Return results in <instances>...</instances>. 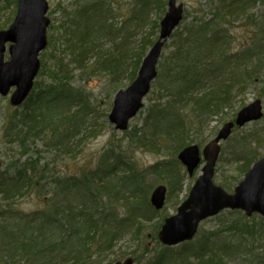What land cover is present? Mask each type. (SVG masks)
<instances>
[{
	"label": "trees",
	"instance_id": "trees-1",
	"mask_svg": "<svg viewBox=\"0 0 264 264\" xmlns=\"http://www.w3.org/2000/svg\"><path fill=\"white\" fill-rule=\"evenodd\" d=\"M13 2L16 4V0ZM102 2V0H97L74 11V18L71 20L72 25L74 24L73 29L69 30L70 42L74 43L73 47L79 44L76 42L87 44L88 41H92L94 43L95 38H103L106 32L119 31L113 29V24L109 22V19L103 20V17L94 14L101 6L103 7ZM208 2L214 4L211 19L207 21L197 19L188 23L183 31L177 30L171 40L172 51L168 58L160 61L158 65L161 70L160 78H165L167 81V85L161 88L166 93V101L162 104L155 102L147 109L143 124L146 131L134 128L130 133V138L138 140L140 146H149L158 150L170 144L173 149L172 159L152 166L142 173L137 172L128 161H125L123 155L113 152L108 155L106 152L100 156L95 170L87 169L84 173L81 172L80 176H73V179L69 181L58 177L54 169H51V174L48 164L41 168L38 165L39 160L35 164L31 163L34 156L29 157L24 164H19L17 161L10 162L0 173V251L3 252V263L18 264L20 262L23 257L20 254L22 250L17 247L28 252L27 255L31 261L41 264L46 256L50 264H54L53 257L63 258L64 260L60 258L57 260L66 263L68 261H75L78 264L88 262L95 255L99 256L103 248H110L111 243H105L107 239L112 242L116 237L112 228L116 227L115 223L119 215L114 206H109L111 200L119 198L127 202L131 198L146 200L148 196L145 192L146 187H153L152 184L143 183L146 182L145 174L148 172L161 179L160 181L168 186L169 191L175 189L179 191L181 177L179 172L174 174L176 166L179 167L175 155L178 150L192 144V142H187L190 137L188 133L192 131V127L201 125L203 121L209 122L212 118L218 119L222 116V111L232 110L236 96L244 93L245 85L252 83L253 75L256 76L264 64V59L261 57V54H264V34L261 30L257 31L255 40L249 46L252 47L251 49H242L232 53L227 48L230 36L227 34L228 29L225 28V25L231 21L245 18L253 21V16L250 15L251 10L264 3V0H208ZM165 6L166 2L162 3L161 0H139L140 8L135 11L133 18L143 26L148 23L151 25L152 22L148 20L150 11L155 10L160 17V12L164 11ZM187 15L189 14H185L183 18L184 22ZM150 25L148 32L146 31L141 36L139 44L136 45L131 55L126 49L127 53L120 57L122 62H127L125 67H130V76L126 74L129 76V83L134 80L148 48L157 39L158 25L155 22ZM134 28V30L138 29L136 26ZM72 37L77 38L76 42H72ZM85 51L86 49H81L77 56L80 57ZM253 59L257 61L251 65ZM107 68L110 74L117 76V80L125 74L122 71V65L119 64L118 56L115 64L109 63ZM232 89H235L234 93H231ZM74 92L75 90L66 81L55 84L50 82V85L46 84L39 90L35 84L27 101L33 100L30 109L32 112L23 115L24 123L18 121L15 118L16 115L11 116L4 135L17 139L21 136L22 126L25 127V123L29 121L28 126L33 132L41 137H49V147L55 154L61 155L63 152L74 158L83 142L80 136L88 131L86 130L85 107L80 105V109H74L77 112L74 113L73 118L79 121L78 125L68 127L66 125L68 120L62 116L66 109L73 111V108L79 106V96ZM34 109H37L38 113H35ZM183 109L190 110L192 115L185 117ZM36 116H40L39 121ZM104 117L106 118V114ZM233 118L234 116L230 120ZM40 123H43V126H40ZM160 128H163L165 132H159ZM136 132L140 135L138 138H136ZM95 133L96 138L100 131ZM252 135H256V132L248 133L240 139H247L251 142ZM27 137L24 136L26 142ZM159 137H164V139L157 140ZM256 140L253 139V141ZM15 141L18 142L19 155L27 158L30 155L28 148L22 146L18 140ZM239 154L243 155L240 158L241 162L237 165V172L244 175L257 160V154L255 151L249 154L243 151ZM35 155H40V152H35ZM120 165L124 166L125 175L112 178L110 174L117 167L120 169ZM126 188L128 192L124 193ZM41 192H44L50 199L43 211L24 214L12 207L14 201H18L24 195L27 196L30 193L37 196L36 193ZM115 192L118 194L115 195ZM103 199L108 202L104 203ZM133 201H130L129 205L126 204L132 207L130 216L139 213L140 216H144L145 220H150L148 217L152 212L150 206L146 207V212L138 211L134 208ZM53 202L54 205H52ZM228 214L240 215L228 225L227 232L245 233L250 238L264 228V220L258 216L247 219L238 212H228ZM108 218L113 221V225L109 228L104 225L105 219ZM256 219L259 220V224L256 223ZM58 231L66 235L62 238L58 236L60 239L58 243L54 242L57 239L51 240L53 243L48 242V238L57 235ZM103 244L106 246L101 248ZM211 244L215 251L205 252L206 261L209 262L205 264H218L220 259L212 258V256L229 250V248L233 247L236 253L244 250V248L239 249L241 246L228 244L219 245L220 248L217 249L213 242ZM68 248L72 250L67 251ZM9 253L17 259H12ZM190 253L200 260V256L194 251ZM28 257L26 256L25 260ZM162 260L157 257L152 264H159Z\"/></svg>",
	"mask_w": 264,
	"mask_h": 264
},
{
	"label": "rangeland",
	"instance_id": "rangeland-1",
	"mask_svg": "<svg viewBox=\"0 0 264 264\" xmlns=\"http://www.w3.org/2000/svg\"><path fill=\"white\" fill-rule=\"evenodd\" d=\"M45 1L48 4L46 16L50 21L46 31L47 47L38 56V74H40L37 76L35 84H37L38 90L46 84L50 85V82H54L55 84L66 81L71 84V87L75 90L74 93L78 94L80 99L79 106L77 108L72 107L73 111L80 109V105L83 108L85 107L84 112H86L87 121L86 130L88 131L83 132L80 136L83 142L80 145L78 154L76 156L74 155V158H71V156L63 152H61V155L55 154L53 149L49 147V137H44L43 141H41L37 135L34 138L33 131L28 125L21 131V136L17 137V139L5 136L4 134L7 131L6 124L9 117L16 115L15 118L23 122V115L32 112L30 109L33 100L27 102L24 107L14 108L9 104L8 96H0V173L4 171L10 162L17 161L19 164H24L31 156H34L31 163L35 164L39 160L38 165L41 168L48 164L51 174V169H54L58 177H62V179L66 181L73 179V176H79L81 172L84 173L87 169H89V171L95 170L100 156L106 152L108 155L112 154V152L114 154L118 153L123 155L125 161H128L137 172L142 173L148 171L152 166L171 160L173 149L170 147V144L169 146L160 147L156 150L149 146H140L138 140L130 138V133L134 128L136 130L146 131V129L143 128V124L146 119L147 109L155 102L162 104L166 101V93L161 88L167 85V81H165V78H160L161 70L159 66H157V78L153 81L151 90L143 99V107L129 122L128 129L125 132H119L115 130L114 126L108 121L107 115L111 110L115 93L118 90H125L131 83H129L128 80L131 73L130 67H125L127 62H122L120 57L127 53L126 49L129 51V55H131L136 45L139 44L141 36L145 34L146 31L148 32L149 29L150 23L143 26L133 18L135 11L140 8L139 0H102L103 7L101 6L99 11L94 14L103 17V20L109 19V22L113 24V29L119 31L115 32L113 30V32H106L103 38H95L94 43L88 41L87 44L76 42L77 38L72 37V42L79 43L75 45V47H73L74 43L72 44L70 42L69 31L70 28L73 29L74 25H72L71 21L74 18L73 13L75 10H79L81 6L92 4L97 0ZM161 2H166L167 4V0H161ZM176 3L177 5L183 6L185 14H189L187 15L186 21H183V24L178 26L180 27L179 32L183 31L188 23L197 19L207 21L211 19V14H213L214 4L209 3L208 0H177ZM163 10L164 11L160 12V17H158L155 10L149 13L148 20L152 22L151 25L154 22L158 25L156 38L159 32V23L167 10V5L163 7ZM15 11L16 5L13 0H0V30H4L5 27L10 25L13 21L12 19ZM250 15L253 16V21L244 17L245 19L234 22L231 21L229 24L225 25V28L228 29L227 34L230 36V42L227 41V48L230 52L234 53L242 49H251L252 47L249 46L252 45L251 43L255 40L258 33L257 31L261 30V33L264 34V3L255 6L254 10H251ZM135 26L138 29L134 30ZM172 37L173 35L163 47L159 63L168 58V55L172 51ZM81 49H86V51L78 57L77 55ZM261 55L264 59V54ZM117 56L119 64L123 67L122 71L125 72V74L120 76V80L116 79L117 76L110 74L107 68L109 63L115 64ZM256 61V59L251 60V65ZM162 74H164V72H162ZM35 91V94H37V90ZM243 91L244 93L236 96V101L233 104L232 110H228L227 112L222 111V116H219L218 119H212L209 124L202 122L201 125L198 124L192 127V131L188 133L190 137L187 139V142H192L193 145H196L199 150H201L215 137L221 125L236 115L242 107L260 101L264 110V64L263 67L260 68V72L256 76L253 75L252 83L248 86L245 85ZM234 92L235 89H232L231 93ZM33 111L38 113L37 109ZM21 112H23V115L20 114ZM182 112L185 117L192 115L188 109H183ZM105 114L106 118L104 117ZM36 119L39 121L40 116H36ZM40 126H43V123H40ZM241 130V133L238 131L234 132L227 142L221 144V151L218 156L215 175L213 177V183L229 194L233 193L234 188L243 179V175L237 172V165L241 162L240 158H242L241 156L243 155L239 153L244 151L249 154V152L255 151L257 159L264 156V116L257 122L246 124ZM96 131H100V133L95 138ZM253 131L256 132V135L250 137L251 142L247 139H240L242 136L248 133L251 134ZM159 132L164 133L165 130L160 128ZM30 133L32 136L31 140L26 142L24 136L27 137ZM136 134V138H138L140 135L137 132ZM47 135L49 136L50 132ZM159 139H164V137L157 138V140ZM253 139L257 140L253 141ZM15 140H18L22 146L28 148L27 150L30 155H28L27 158L26 156L19 155L20 149L17 148L18 142ZM179 151L181 150H178L175 155L176 161H178L177 155ZM35 152H40V155H35ZM178 163V172L181 177L179 191H177V189L169 191L168 186L162 183V181H160L161 179H158L150 172L145 174L146 183L152 184L153 186L152 188L146 187V194H151L154 188L159 185H164L167 188L165 203L161 210L157 211L152 205H149L152 211L150 212V220H145L144 216H140L139 213H136L135 216H130L132 207L127 205L134 199L131 198L129 202L124 201L125 199L120 200L122 198L111 200L109 206L115 207L114 209L119 215L118 220H123L125 217L130 219L128 231L122 232L120 224L122 222H118L117 220L115 223L116 227L114 226V229L112 228V231L116 233L115 239L112 242H109L108 239L105 241L106 244L111 243L110 248H103L99 256L95 255L88 262L80 261L82 262L81 264H126L128 261H132L134 264H152L157 257L163 259L161 261L163 264H205L209 263L206 261L205 252L208 253V250L215 251L211 242L214 243L217 249L220 248L219 245L225 244L230 246H241L239 249L244 248L240 253H236L235 249L232 247L220 254H214L212 258L220 259L218 264H264V228L250 238L245 233L227 232V228H229L228 225L240 214H228V212H225L223 215H221V213L217 217L204 221L199 226L194 239L185 245L182 244L169 248L160 244L157 234L163 223L162 219L176 214L178 206L186 198L195 179L200 174V166L189 176L185 167L180 164L179 161ZM123 167L122 165H120V169L117 167L118 171L117 169L114 170L110 176L112 178H120L122 175H125L126 172L123 170ZM126 191L128 192L127 188L124 189V193ZM124 193L121 192L123 195ZM36 194L37 196L29 193L25 198L14 201L12 207L25 214L43 211L50 199L44 192ZM114 194L117 195L118 193L115 192ZM103 196H105V194H103ZM127 197L129 196L127 195ZM103 201L104 203L108 202V200L105 201V199H103ZM141 211L146 212L147 210L144 208L143 210L141 209ZM242 215L244 214L242 213ZM135 218L137 219L136 221H134ZM258 222L259 220L256 219L257 224H259ZM65 235L66 233L63 232L62 234L58 231L57 235L48 238V242L53 243L51 240L54 241V239H57V241L54 242L58 243L60 240L58 236L62 238V236ZM106 244H103L101 248L106 246ZM17 249L22 250L20 254L23 256L18 264H41L31 261L27 255L28 252H24L23 249L19 247H17ZM165 250H168L167 252L172 254V259L170 258V254L165 253ZM178 250L180 251L178 252ZM190 251H194L196 255L200 256V260H197L195 256L191 255ZM177 253H182V255H179L177 258ZM9 254L12 259H17L12 253ZM2 255L3 252L0 251V264H5L2 262ZM173 255L176 257L174 256V258ZM26 256L28 257L27 260H25ZM180 256H182V258H180ZM53 258L54 264H78L75 261H68L67 263L61 262L57 260L60 257ZM43 260L42 264H50L47 256L43 258Z\"/></svg>",
	"mask_w": 264,
	"mask_h": 264
},
{
	"label": "water",
	"instance_id": "water-1",
	"mask_svg": "<svg viewBox=\"0 0 264 264\" xmlns=\"http://www.w3.org/2000/svg\"><path fill=\"white\" fill-rule=\"evenodd\" d=\"M177 0L167 1V11L160 22L159 36L143 59L135 80L125 89L119 90L112 102L108 121L117 131H125L142 108V101L149 93L151 83L157 76V64L162 49L174 30L180 25L184 10ZM14 23L7 32L0 33V95L6 96L15 87L11 103L20 105L33 86L39 70V53L46 47L45 17L48 9L45 0H18ZM10 42V60L3 62L5 43ZM259 102L243 108L234 123H226L217 137L208 143L203 151L205 165L202 174L195 181L187 200L178 208L177 214L165 220L159 233V241L165 246H175L190 241L199 223L216 216L222 210H241L249 217L257 213L264 217V157L247 172L242 182L229 195L212 182L215 165L220 153L219 142L225 141L232 128L257 121L261 117ZM178 160L186 166L189 175L200 162L197 146L184 149ZM165 188L157 187L152 195V206L159 210L165 200ZM126 264H132L128 261Z\"/></svg>",
	"mask_w": 264,
	"mask_h": 264
},
{
	"label": "bare ground",
	"instance_id": "bare-ground-1",
	"mask_svg": "<svg viewBox=\"0 0 264 264\" xmlns=\"http://www.w3.org/2000/svg\"><path fill=\"white\" fill-rule=\"evenodd\" d=\"M16 11H15V14H14V17H13V21L10 23V25L8 26V27H5L4 28V30H0V33L1 32H7L9 29H10V27L12 26V24L14 23V20H15V17H16V14H17V11H18V9H17V6H18V0H16ZM48 5V4H47ZM47 12H48V9H47ZM47 12H46V14H45V17L47 18ZM48 19V18H47ZM50 22V21H49ZM49 25V24H48ZM47 28H48V26H47ZM47 28H46V31H47ZM12 46V44L10 43V42H6L5 43V45H4V47H5V52L3 53V62L4 63H6V62H8L9 60H10V55H9V48ZM46 47H47V39H46ZM45 47V48H46ZM45 48L42 50V51H44L45 50ZM41 51V52H42ZM40 52V53H41ZM39 53V54H40ZM39 56V55H38ZM37 76H38V72H37V75H36V77L34 78V80H33V86H32V88H31V90L29 91V93L27 94V96L24 98V101L20 104V105H18V106H14V105H12V103H11V98H12V95H13V93L15 92V87H12V88H10V90H9V92L7 93V96H8V98H9V104L12 106V107H14V108H20V107H24L25 105H26V103H27V101H28V99H29V97H30V94L32 93V91L34 90V86H35V80H36V78H37ZM71 85V84H70ZM75 112H77V111H71V110H69V109H66V111H65V113L62 115L63 116V118L64 119H66V120H68V122L66 123V125L68 126V127H72V126H75V125H78L77 123L79 122L78 120L77 121H75L74 120V118H73V115H74V113ZM20 114H22L23 115V112H21ZM11 117V116H10ZM10 117H9V119H10ZM8 123H9V120H8V122H7V124H6V127H7V125H8ZM22 123H24V122H22ZM26 124V126L24 127V126H22V128L24 129V128H26L27 127V125H30V123L29 122H27V123H25ZM128 129V128H127ZM126 129V130H127ZM125 130V131H126ZM125 131H120V132H125ZM33 134H34V138L36 137V135L40 138V140L41 141H43V138L44 137H41L40 135H38L36 132H32ZM31 133L29 134V136L27 137V139H28V141H30L31 140ZM27 141V142H28ZM28 145V144H27ZM179 171V167H177L176 166V168H175V170H174V174H176L177 172ZM80 176V175H79ZM145 185L147 184L146 182H143ZM150 195V194H149ZM149 195L147 196V198H146V200H140V199H135L134 201H133V204H134V208L136 209V210H138V211H141V209L143 210L144 208H146L147 206H149V205H152V202H151V195H150V197H149ZM26 197V195H24L23 197H21L19 200H21V199H23V198H25ZM55 202V201H54ZM54 202L52 203V205H54ZM154 208V207H153ZM155 209V208H154ZM23 213V212H22ZM25 214V213H24ZM107 217V216H106ZM148 217H150V216H148ZM133 220V219H132ZM137 219H135L134 221H136ZM119 222H122V223H120L121 224V227H122V232H124V231H128V226H130V219L129 218H126L125 217V219H123V220H118ZM199 224H201V223H199ZM104 225H106L108 228L109 227H111L112 225H113V221L110 219V218H108V219H105V221H104ZM171 247V246H170ZM169 247V248H170ZM67 248V247H66ZM70 250H72L71 248H68L67 249V251H70ZM180 250H178V252H179ZM165 253L166 254H170V253H168L167 251H165ZM68 255H69V253H67ZM179 255H182V253H177V258H178V256ZM170 258L172 259V254H170ZM175 258V257H174ZM180 258H182V256H180ZM61 260H64L63 258H60ZM157 264V263H156ZM159 264H163L162 262L161 263H159Z\"/></svg>",
	"mask_w": 264,
	"mask_h": 264
}]
</instances>
